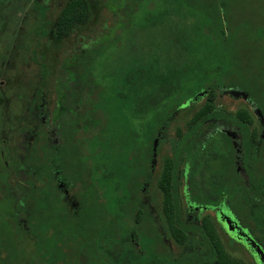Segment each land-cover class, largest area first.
Instances as JSON below:
<instances>
[{
    "label": "trees",
    "instance_id": "1",
    "mask_svg": "<svg viewBox=\"0 0 264 264\" xmlns=\"http://www.w3.org/2000/svg\"><path fill=\"white\" fill-rule=\"evenodd\" d=\"M193 2L205 23L200 30L205 36L201 51L190 46L187 55L181 51L178 59L164 60L159 43L151 42L150 57L149 53L139 55V60L126 62L120 70L99 72L97 79L92 61L102 48L83 46L60 69L57 84L63 109L57 122L42 120L40 110L34 111V100L30 102L23 122L26 144L20 157L21 176L15 183L10 180L15 171L11 159L1 166L0 264H191L166 253L162 241L166 238L177 246L195 232L182 222L177 202L182 167L187 163L201 169L199 179L192 172L189 182L208 184L204 189L210 192H226V184L234 193L237 187L242 189L244 180L237 166L248 170L250 182H259L264 146L253 149L259 139L249 114L225 112L217 100L224 88L241 91L264 122V52L258 46L264 42V31L259 30L251 42L252 50L263 59L253 70L246 64L244 45L232 46L251 31L241 37L238 21L223 24L214 0ZM221 3L228 11V3ZM90 17L87 0H67L47 39L62 43L75 28L88 24ZM162 17L160 13L155 20H146L140 29L156 28ZM133 30L122 33L133 35ZM199 93L205 100L197 110L183 124L170 122L176 108ZM212 122L238 127L247 151L242 159H236L229 137L210 130ZM166 123L169 129L156 147L154 141L162 136V129L165 132ZM152 161L159 168L153 180L159 192L158 221L147 218L141 200ZM202 225L200 231H212L207 223ZM259 226L264 229V223ZM218 262L240 264L220 246Z\"/></svg>",
    "mask_w": 264,
    "mask_h": 264
},
{
    "label": "rangeland",
    "instance_id": "2",
    "mask_svg": "<svg viewBox=\"0 0 264 264\" xmlns=\"http://www.w3.org/2000/svg\"><path fill=\"white\" fill-rule=\"evenodd\" d=\"M66 1L0 0V172L6 159H11L15 169L10 179L13 183L23 170L20 157L26 144L23 122H26L28 105L34 100V111L40 110L42 120L57 122L63 109L62 92L57 84L60 69L81 47L100 45L102 48V53L92 61L97 79L99 72L120 70L126 62L139 60V55L145 57L149 53L150 57L151 42L159 43V56L164 60L178 59L181 51L187 55L186 49L190 46L197 51L204 48L201 41L205 36L200 35V30L205 23L193 0H87L91 13L89 23L75 28L62 43L53 44L46 35ZM222 1L228 3V11L222 9ZM214 2L223 24L238 21L241 37L244 31H251L249 37L232 46L244 45L246 64L256 70L263 59L252 50L251 42L259 30L264 31V0ZM160 13L163 14L160 25L140 29L146 20L153 21ZM123 29H134V34L122 33ZM258 46L263 53L264 42ZM202 98L197 95L183 102L177 125L197 110L205 100ZM217 105L230 114L246 111L252 130L257 136L263 133L259 111L243 92L224 88L219 91ZM110 132L113 134V130ZM60 185L63 186L61 181ZM148 196L147 201H154V195ZM240 252L235 251L232 256L237 257Z\"/></svg>",
    "mask_w": 264,
    "mask_h": 264
},
{
    "label": "flooded vegetation",
    "instance_id": "3",
    "mask_svg": "<svg viewBox=\"0 0 264 264\" xmlns=\"http://www.w3.org/2000/svg\"><path fill=\"white\" fill-rule=\"evenodd\" d=\"M182 104L183 102L173 112V119L170 122H178L176 116L182 111ZM180 121L184 122V120ZM211 125V131L223 133L230 138L237 153L236 159H242L247 151L241 145L242 140L238 127L232 126L230 123L227 124V122H212ZM262 126L263 133L256 136L259 142L253 144V149L264 146V122H262ZM163 128L165 132L162 129V136L154 141L153 145L156 147L159 140L166 136L169 129L167 123ZM162 150L164 152V149ZM163 155L166 156L165 152ZM238 163L241 165L242 160L241 162L237 161ZM157 166L155 161L151 162L148 180L142 184L141 200L147 208V218L158 221L160 219L158 216L159 205L156 198H159V192L153 187V180L159 169ZM222 170V168H212L211 171ZM236 170L240 173V178L244 180L240 183L242 189L237 187L235 189L237 192L234 193L232 186L226 184L225 188H228L226 192H210L204 189V187H210L208 184H199L198 182L190 184L189 182L192 172H196L194 178L199 179L198 173L202 171L201 169L190 168L187 163L182 167L178 172L177 202L181 209L182 222L184 225L195 228V232L188 233L187 239L182 240L177 246L170 245L166 238H163L162 241L166 245L163 246V249L166 253L177 255L178 259L189 260L191 264H219L218 247L220 246L221 251L229 259L240 264H264V229L263 226H259V223H264V169L261 168L258 172L260 180L256 183L250 182L246 168L237 166ZM215 187L218 189L220 185H215ZM147 194L154 195V201H147L146 199H149ZM239 196L240 198H238ZM204 198H210L215 202L210 205L202 203L200 200ZM198 199L199 201H197ZM255 210L258 212L257 214L253 213ZM204 223H207L209 229L211 228L210 233L205 230L200 231L201 228H204L205 225H202ZM235 251L244 253L240 252V257H234L232 253ZM212 253L214 255H211ZM189 257L191 259H188Z\"/></svg>",
    "mask_w": 264,
    "mask_h": 264
},
{
    "label": "water",
    "instance_id": "4",
    "mask_svg": "<svg viewBox=\"0 0 264 264\" xmlns=\"http://www.w3.org/2000/svg\"><path fill=\"white\" fill-rule=\"evenodd\" d=\"M197 95H198V96H202V95H203V93H199V94H197ZM197 95H196V96H197Z\"/></svg>",
    "mask_w": 264,
    "mask_h": 264
}]
</instances>
